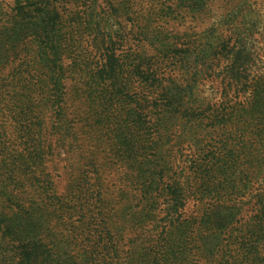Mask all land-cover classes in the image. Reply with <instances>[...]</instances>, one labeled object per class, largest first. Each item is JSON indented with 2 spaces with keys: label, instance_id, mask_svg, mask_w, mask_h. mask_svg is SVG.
Wrapping results in <instances>:
<instances>
[{
  "label": "trees",
  "instance_id": "16d2710c",
  "mask_svg": "<svg viewBox=\"0 0 264 264\" xmlns=\"http://www.w3.org/2000/svg\"><path fill=\"white\" fill-rule=\"evenodd\" d=\"M11 2L0 0V145L11 159L1 264H264V70L252 74L246 44L125 48L107 28L111 0ZM246 3L233 8L235 32ZM158 6L154 22L205 14L209 1ZM206 81L223 86L218 101L201 98ZM195 127L200 144L179 172ZM54 157L69 162L62 194L47 172ZM152 223L159 244H125Z\"/></svg>",
  "mask_w": 264,
  "mask_h": 264
},
{
  "label": "rangeland",
  "instance_id": "374dc122",
  "mask_svg": "<svg viewBox=\"0 0 264 264\" xmlns=\"http://www.w3.org/2000/svg\"><path fill=\"white\" fill-rule=\"evenodd\" d=\"M4 9H8L11 0H4ZM113 6H115L116 15L113 12V18L108 20L107 28H110L111 32L118 38L124 37L125 48H128L129 44H144L146 50H149L152 46H158V44H203L209 39V43L218 44L220 42L236 44L237 48L241 47L242 44H246L250 51L251 56L254 58V64L252 67V74L262 72L264 70V0H247L244 6L245 13L243 11L238 13V25L241 26L240 31H234L233 26L229 23V20L233 18L232 14L237 12L233 8L238 7L242 4L243 0H208L209 7L205 11V14H191L193 16L183 14L184 18L177 17L172 19L171 17L166 19H158L155 22L150 18L151 13H157V8L162 0H158L155 4L153 0H111ZM126 3V4H125ZM104 6L105 3H101ZM126 8V9H123ZM167 13L169 11L166 10ZM230 15V17H226ZM237 17V16H236ZM146 18V19H145ZM243 18V19H242ZM133 19L136 23L140 22V26L133 28ZM245 21V23L241 21ZM146 26L151 32H147L141 28ZM179 38V39H177ZM229 41V42H228ZM88 44V42L86 43ZM92 44V43H89ZM88 44V45H89ZM90 47V45H89ZM227 62L225 61L226 65ZM81 78L74 81L77 83ZM222 85L218 81L203 82L199 86L198 90L201 94V98L207 100L218 101L220 92H222ZM81 109H84L85 104L79 100L77 102ZM80 109V110H81ZM73 112L75 110L73 109ZM195 136H192L189 140L183 144V153L180 155L178 160V166H186L187 160L191 159L194 154V149L200 144L199 139H195L201 132V129H194ZM187 133V131H186ZM199 138V137H198ZM10 141L14 137L8 138ZM86 146V145H85ZM3 146L0 145V172H5L3 167L6 163H10L9 152L7 155L6 151H3ZM63 154V152H62ZM104 155V154H103ZM105 156V155H104ZM69 155H62L60 158H68ZM71 157V156H70ZM51 162L48 163V173L51 175L54 186L57 193L62 194L66 192L68 186V166L69 162L61 161L59 158H51ZM109 173H112L110 186H119L117 182V171L114 174L113 164L109 165ZM28 199H31L29 195H25ZM2 201H0V214L4 211ZM193 208V204L192 207ZM248 208L246 207L243 212ZM244 214V213H243ZM149 231V232H148ZM162 229L158 224H142L135 229L130 236L126 237L125 244H131L138 249L150 248V246L159 244L160 233ZM194 242L193 240H189ZM1 242V241H0ZM213 241L207 244L208 247H212ZM128 247H126L127 249ZM191 252H194L193 245H189ZM188 251V250H187ZM189 252V251H188ZM0 251V264L2 255ZM196 255L200 258L198 253Z\"/></svg>",
  "mask_w": 264,
  "mask_h": 264
}]
</instances>
